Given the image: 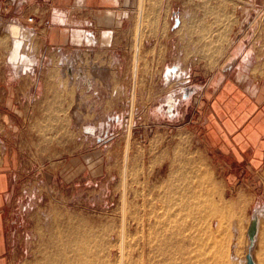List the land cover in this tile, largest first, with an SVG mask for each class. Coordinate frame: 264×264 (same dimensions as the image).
<instances>
[{"label": "rangeland", "instance_id": "1", "mask_svg": "<svg viewBox=\"0 0 264 264\" xmlns=\"http://www.w3.org/2000/svg\"><path fill=\"white\" fill-rule=\"evenodd\" d=\"M129 3H133V0H129ZM140 3L139 0L134 2L136 14L133 40L136 43L137 27L141 26ZM222 3L224 6H221ZM247 5L249 11L244 16L237 13L242 9V2L238 1L237 5L233 3L230 16L216 17V12L221 15L219 9L226 8V2L143 1L138 59L133 44L126 54L128 65L122 67L121 76L125 79L116 81L111 91L105 90L104 98L95 97L94 94L102 92L101 85L105 84L108 75L94 64L88 78L96 92L92 91L86 98L78 99L76 91L79 83L74 80L71 99L73 107L70 113L55 115L58 120L57 129H42L44 144L62 141L70 145L55 146L56 152L51 151L52 155L49 154L50 146L41 147V157H56L57 161L42 159L20 163L21 172L15 179L11 216L13 264H35L42 248L41 242L49 236L47 225L55 214L87 220L91 225L95 224L96 228L107 230L111 243H117L124 203L126 250L130 260L135 245L145 239L136 231L137 222L148 216L154 218L151 212H161L165 206L162 201L165 191L185 186L179 175L189 176L191 192L198 188L197 178L192 175L195 178L190 179V174L195 173H190L187 166L190 163L192 165V161L200 173L214 179L219 196L213 197L214 211L205 218V222L198 223L204 219V215H195L193 218L183 216L184 220L191 223L187 226L185 249L178 257V263L198 264L201 257L213 252L218 245V264H245L249 224L253 214L264 207V193L258 187L253 188L256 193L249 190L247 195H237L227 187L224 171L216 157L209 152L205 133L200 129L203 112L196 105L199 99L197 88H200L196 84L199 83L189 81L188 77L189 71L193 70L189 63L195 58L212 55L216 57L217 63L223 58L222 53L229 51L226 56L229 61L249 44L263 50L261 56H264L263 3L255 0ZM177 16L181 26L190 31L180 34L181 41L186 37L190 42V49L175 48L172 41L170 50L162 46L163 37L168 38L166 30L175 25L174 18ZM6 17L1 11L0 18ZM6 21L0 20V41L9 24ZM232 27V33L223 32ZM150 39L154 44L148 41ZM135 64L137 67L133 76ZM174 64H181L187 79L184 80L182 76L177 81L167 83L164 81L166 70ZM262 67L264 70V64ZM241 69L246 68L239 63L232 67L231 73H240ZM252 72L256 74L259 70ZM185 81L188 83L183 85ZM168 96L176 100L170 112L165 104ZM87 99L89 103L85 105ZM83 135L88 138L84 145L79 141L84 138ZM33 147H27L28 155L32 157L35 152L31 149L35 151L36 148ZM176 151L181 155L179 161L174 159ZM246 165V162L240 164ZM125 169L127 178H124ZM253 247L256 251L257 244ZM221 249L228 251L226 260L220 257ZM118 259L116 246L111 260L117 262Z\"/></svg>", "mask_w": 264, "mask_h": 264}, {"label": "crops", "instance_id": "2", "mask_svg": "<svg viewBox=\"0 0 264 264\" xmlns=\"http://www.w3.org/2000/svg\"><path fill=\"white\" fill-rule=\"evenodd\" d=\"M137 1L133 0L130 4L129 0H0V12L8 17L0 20L9 23L0 41V264H13L11 216L15 179L21 172L20 163L42 159L57 161L56 157H41V147L50 146L49 154L52 155L51 151L56 152L57 146L70 145L62 141L44 144L42 129H57L55 115L70 113L75 81L79 83L76 91L78 99L96 92L94 87L79 82L89 79L94 64L108 75L105 84L101 85L103 93L94 94L95 97L104 98L105 90L111 91L116 81L125 79L121 73L122 67L128 65L125 61L127 51L135 44L138 59L140 48L139 26L137 43L133 40L134 2ZM211 1L226 2V8L219 9L221 15L216 12L215 16L228 17L233 3L242 2V9L237 13L244 16L249 11L247 4L255 0ZM2 6H7L6 10L1 9ZM221 6H224L223 3ZM170 14L173 15V12ZM30 15L34 17L32 24L26 22ZM176 19H179L178 16L174 18V23ZM10 26L18 31L20 29L19 36L10 34ZM234 27L223 32L232 33ZM189 32L180 21L178 25L168 27V38L162 39L163 48L170 50L172 41L175 48L190 49L191 44L185 36L184 41L180 40V34ZM22 33L28 36L23 37ZM148 41L146 44L149 46ZM262 51L249 44L229 61L226 57L228 51L222 53L223 58L217 63L212 55L195 58L189 63L193 70L189 71L188 79L199 83L196 85L200 87L197 88L199 99L196 101L197 108L203 112L200 129L205 133L209 152L224 171L227 187L237 195H247L249 190L256 193L253 188L258 187L264 193ZM239 63L246 69L232 74V67ZM211 66L213 68H209ZM253 70L259 72L253 74ZM78 72L82 74L80 79ZM184 74L183 79L186 80L187 74ZM186 83L188 81L183 85ZM88 103L87 99L85 105ZM83 137L79 139L82 145L88 142L87 136ZM27 147H33L34 157L28 155ZM243 162L247 165L240 166Z\"/></svg>", "mask_w": 264, "mask_h": 264}, {"label": "bare ground", "instance_id": "3", "mask_svg": "<svg viewBox=\"0 0 264 264\" xmlns=\"http://www.w3.org/2000/svg\"><path fill=\"white\" fill-rule=\"evenodd\" d=\"M140 5V14L142 13V16L141 22L139 17V24L141 23L139 32L141 37L143 22L142 0ZM9 31L13 36H19L20 34V29L18 31L12 26L9 27ZM22 34L23 37L28 36V34ZM135 70L136 68L134 67V71ZM183 74L184 72H182L180 66L174 64L166 70L164 81L167 83L172 80L177 81ZM84 81L85 82L82 84L88 85L89 83V86H92L90 79H84ZM132 94H134V90ZM175 101L176 100H174L172 96L166 98L165 104L168 112L174 108ZM180 156L181 155L176 151L174 157L175 161L181 160ZM190 164H187L189 167V169H187L190 173H195H189L191 175L190 179L193 176L197 178L198 188L191 192V190H189V176L179 175L183 183H185L186 188L183 185L184 187H180L179 189L170 188L165 191L162 196V201L165 206L162 208L161 212H151L154 218L148 216L146 219L142 218L143 220L139 219L137 222L136 231L144 236L145 239L142 240V238V242L140 241L141 243L138 242L139 244H137V246L135 245V252L134 254L131 252L133 258L130 257V260L126 250L127 223L126 204L124 203L122 206L121 230L120 233H118L119 240L117 243H111V238L109 239L107 230L96 228L94 226L95 224L91 225L87 220L75 216L55 214L52 221L47 225L49 236L42 240V248L35 264H179L178 257L185 249L184 240L186 239V230H188L187 226L191 223L184 220L183 216L186 215V218L187 216L193 218L195 215H204V219L202 218L203 220L198 223L205 222V218H208L214 211L212 206L213 197L219 196L218 189L213 181L214 179L208 174L200 173L195 162L192 161V165ZM125 177L127 178V170L124 178ZM169 177L170 176H168V178ZM123 181H125V179ZM124 185L126 187V181ZM254 244H257L256 251L253 247ZM116 246L119 251V259L117 262L111 260L112 251ZM216 247H218V245L215 246L213 252L201 257L198 264H218L219 261H217V258L219 253L217 254ZM227 253V250L221 249L220 257L226 260L228 257ZM248 253L251 254L255 264H264V207L258 212L256 235L252 245L249 240L246 255Z\"/></svg>", "mask_w": 264, "mask_h": 264}, {"label": "water", "instance_id": "4", "mask_svg": "<svg viewBox=\"0 0 264 264\" xmlns=\"http://www.w3.org/2000/svg\"><path fill=\"white\" fill-rule=\"evenodd\" d=\"M179 24V20L176 19V22H175V25H178ZM88 86H89V83H88ZM262 209V208H261ZM260 209V210H261ZM256 211L253 216H252V219H251V223H250V226H249V229H248V237H249V240L251 241V245L253 244V241H254V237L256 235V227H257V216L256 214L260 211ZM245 264H255L252 256L250 253H248L246 255V262Z\"/></svg>", "mask_w": 264, "mask_h": 264}, {"label": "built area", "instance_id": "5", "mask_svg": "<svg viewBox=\"0 0 264 264\" xmlns=\"http://www.w3.org/2000/svg\"><path fill=\"white\" fill-rule=\"evenodd\" d=\"M261 1H262V3H263V9H264V0H261ZM6 7H7V6H5L3 10H6ZM26 22H27L28 24H32V23L34 22V17H33V15L28 16V17L26 18Z\"/></svg>", "mask_w": 264, "mask_h": 264}, {"label": "flooded vegetation", "instance_id": "6", "mask_svg": "<svg viewBox=\"0 0 264 264\" xmlns=\"http://www.w3.org/2000/svg\"><path fill=\"white\" fill-rule=\"evenodd\" d=\"M81 75H82V74H79V72H78V79L81 78ZM84 79H87V78H84ZM79 82H80V83H83V82H85V81H84V80H83V81L80 80Z\"/></svg>", "mask_w": 264, "mask_h": 264}]
</instances>
